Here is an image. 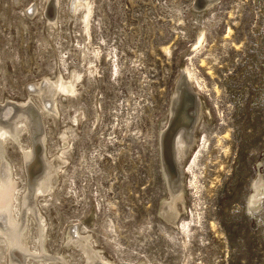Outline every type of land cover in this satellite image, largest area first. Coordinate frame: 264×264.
<instances>
[{"label":"rangeland","instance_id":"1","mask_svg":"<svg viewBox=\"0 0 264 264\" xmlns=\"http://www.w3.org/2000/svg\"><path fill=\"white\" fill-rule=\"evenodd\" d=\"M72 1L0 0V103L75 77L58 116L35 115L61 163L55 196L36 201L50 252L71 231L113 264H264V191L250 204L264 184V0ZM181 85L199 119L168 183L161 135ZM179 191L171 221L160 212Z\"/></svg>","mask_w":264,"mask_h":264},{"label":"bare ground","instance_id":"2","mask_svg":"<svg viewBox=\"0 0 264 264\" xmlns=\"http://www.w3.org/2000/svg\"><path fill=\"white\" fill-rule=\"evenodd\" d=\"M87 1L73 0L72 9L76 12ZM51 8V5L46 6L44 19L48 24L56 26L57 18L51 17ZM74 80L75 77L56 82L48 79L45 84H34L32 94L24 102L6 100L0 103V252L3 264H73L78 259L81 264H113L100 256L92 246L89 234L77 235L71 231L63 253L53 255L47 247V224L36 204L40 196H55L57 170L61 163L57 159H48L46 135L44 132L36 135L35 115L40 113L41 116H56L57 95L62 91L72 93ZM184 88L181 85L175 93L172 116L161 135L162 158L168 163L171 160L174 167L169 173L163 167L168 183H174L175 178L180 177L178 166L191 147L185 135L199 119V116L195 117V123L190 125V120L194 119L191 110H188L190 104L185 99ZM180 108L181 111L178 112ZM178 125L184 126L176 131ZM8 148L20 151L19 163H14L7 155ZM19 180H22L20 186ZM253 191L256 192L250 197V204L257 209L264 191L261 180L255 183ZM181 199L182 191L172 194L170 203L160 212L162 216L171 221L176 218V202Z\"/></svg>","mask_w":264,"mask_h":264},{"label":"water","instance_id":"3","mask_svg":"<svg viewBox=\"0 0 264 264\" xmlns=\"http://www.w3.org/2000/svg\"><path fill=\"white\" fill-rule=\"evenodd\" d=\"M185 99H186V101L188 102V104H190V106H189V108H188V110L190 111V110H191V107H192L193 104H194V100H193V98H192L190 95H186ZM179 111H181V108L178 109V112H179ZM192 122H193V120L191 119V120H190V125L192 124ZM171 126H172V124H171ZM171 126H170V127H171ZM182 126H184V125H178V126L176 127V131H177L178 129H180ZM168 130H170V129H168ZM174 131H175V130H174ZM176 131H175V132H176ZM163 164H164L165 169H166V171H167L168 173H169V171H170L171 169H174L171 160H170L169 163H168V162H166V161L163 159Z\"/></svg>","mask_w":264,"mask_h":264}]
</instances>
